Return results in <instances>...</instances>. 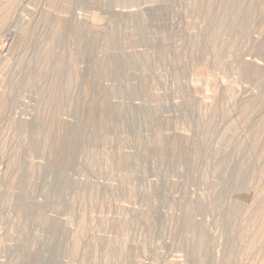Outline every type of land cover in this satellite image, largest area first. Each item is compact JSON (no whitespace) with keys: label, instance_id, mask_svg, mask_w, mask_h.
I'll use <instances>...</instances> for the list:
<instances>
[{"label":"rangeland","instance_id":"rangeland-1","mask_svg":"<svg viewBox=\"0 0 264 264\" xmlns=\"http://www.w3.org/2000/svg\"><path fill=\"white\" fill-rule=\"evenodd\" d=\"M0 264H264V0H0Z\"/></svg>","mask_w":264,"mask_h":264}]
</instances>
